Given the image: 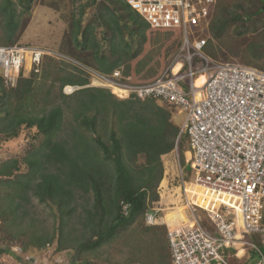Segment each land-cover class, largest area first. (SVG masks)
I'll return each mask as SVG.
<instances>
[{
  "label": "trees",
  "instance_id": "1",
  "mask_svg": "<svg viewBox=\"0 0 264 264\" xmlns=\"http://www.w3.org/2000/svg\"><path fill=\"white\" fill-rule=\"evenodd\" d=\"M32 1L19 0V3L23 9L29 10ZM73 1L76 3L79 0ZM90 1L89 4L96 5L92 17L84 20L86 7L81 5L78 17L73 15L70 25L71 45L74 48L72 52L84 59L81 62L106 76L120 70L124 81L135 84L152 82L161 77L163 72L159 74L157 70L162 67L159 61L164 60V56L154 61L153 66L147 70L148 74L144 75L145 78H137L154 59L153 51L142 55L144 45L151 31L159 32L160 49H164L166 55L170 49L181 47L180 29L152 28L128 0ZM260 2L255 9L248 10L239 4L231 10L224 7L218 15H214L205 53L213 58L218 57L214 40H220L233 26L240 36L247 33L251 26L258 31V19L264 16V0ZM17 11L14 0H1L0 13L5 18L3 32L0 34L2 44L14 45L17 42ZM233 52L241 57L245 54L250 57V60L243 57L246 64L264 68L257 63V59L264 58V43L258 42L256 38ZM47 56L52 57V60L55 58L50 54ZM32 73L30 77H20L18 86L13 89L5 87L0 73V135L4 140H9L18 137L22 128H34L36 132L32 139L36 140L40 136L44 138L38 147L30 148L21 159L5 161L0 166V185L8 188V192L0 196V219H4L5 225L19 227L38 247H43L53 242L55 233L46 237L39 234V229L25 224L27 215L36 208L33 198H37L40 203H52L55 206L62 230L66 217L77 209L78 193H92L93 209L87 210L86 217L92 235L88 241L81 242L77 251L80 253L96 249L110 241L120 229L131 226L140 217L145 218L156 207L165 171L164 157L176 148L181 127L173 122L171 107L158 99H143L132 94L117 100L110 93L116 99L110 103L102 89L97 88L100 94L90 93L94 88L85 87L89 84L88 78L62 76L60 80L64 85L84 87L75 90L80 95L81 105L74 115L79 127L74 128L73 141L56 139L57 131L63 123L64 111L60 106L43 112L34 110L37 86L33 76L37 72ZM85 93L90 94L86 97ZM45 100L50 102L47 97ZM110 107L116 116V123L104 133L106 139L98 130V115L101 111H109ZM89 109H93L95 114H87ZM80 128L87 131L78 132ZM179 148L182 164L186 162L188 136H181ZM141 155L145 157L143 163L139 162ZM22 165L24 171L21 170ZM185 167L188 173L185 180H190L193 170L187 162ZM193 195L196 196L194 203L205 205L201 188L196 187L190 194ZM122 202L130 205L127 216L121 212ZM180 216L185 218L182 211ZM256 242L260 243V240ZM167 248L168 256L164 255L158 264L171 262L168 239ZM25 250H28L27 245ZM0 252L13 253L10 248L0 249ZM251 257L250 264L256 261L258 255L255 253ZM247 260L245 264H249Z\"/></svg>",
  "mask_w": 264,
  "mask_h": 264
},
{
  "label": "built area",
  "instance_id": "2",
  "mask_svg": "<svg viewBox=\"0 0 264 264\" xmlns=\"http://www.w3.org/2000/svg\"><path fill=\"white\" fill-rule=\"evenodd\" d=\"M128 2L152 28L180 29L181 47L169 68L152 82L124 81L120 70L108 76L93 75L121 99L132 94L158 99L184 115L175 149L178 152L181 136H188L185 158L193 170L190 183L226 196L206 208L210 227L203 224L188 199L192 218L168 230L169 264H231L230 256L241 259L246 249L258 255L252 264H264V68L205 53L218 0ZM49 53L37 46L0 43L5 87L16 88L20 68L29 61L38 68ZM200 76H204L201 84L197 82ZM68 86L72 92L77 89ZM185 170L180 165L184 185L188 182ZM129 210L130 205L122 202V214L127 216ZM160 210L155 207L146 214L148 225L157 224ZM249 235H257L260 243L247 240Z\"/></svg>",
  "mask_w": 264,
  "mask_h": 264
},
{
  "label": "rangeland",
  "instance_id": "3",
  "mask_svg": "<svg viewBox=\"0 0 264 264\" xmlns=\"http://www.w3.org/2000/svg\"><path fill=\"white\" fill-rule=\"evenodd\" d=\"M14 1L17 4V13L19 14L16 44L47 49L50 51L49 54L51 56H55L52 60V57L45 55L38 68L37 66H32L30 61L27 62L19 70L20 77H30L33 71L37 72L33 76L37 86L34 110L43 112L50 110L52 107H62L64 119L61 128L57 131L56 139L72 142L74 128L79 127L74 115L76 109H79L81 105L79 101L80 95L75 91L72 92V87L61 82L62 76H66V78L84 76L89 79V84L85 87L94 88L90 93L100 94L99 89H97L100 88L110 103L116 101L115 98L122 100L113 93L112 88L100 81L102 83L101 86L96 77L91 74L92 72L100 73L99 71H96L94 67L83 64L81 61L84 59L77 56L78 53H73L74 48L71 45L70 38V25L73 15L78 17L80 6L84 5L86 7L84 20L86 21L96 11V5L89 4L90 0H79L76 3L73 0H33L29 10H26L23 9L19 0ZM260 3V0H218L214 15H218L224 7L231 10L241 4L249 10L255 9ZM4 19V15L0 13V34L3 32ZM262 22H264V16L258 19L259 25L257 28L260 27L258 31L254 26H251L247 33L240 36L235 32L233 26L220 40L215 39L214 45L217 47L218 56L216 58L222 60H235L236 58L237 60L235 61L239 60V62L246 64L245 59L250 60V57L245 54L243 56L245 59L243 60V57L238 56L233 50L240 49L242 44L252 42L255 38L258 42L264 43V28H261L264 24ZM160 34L159 32L151 31L148 35L142 55H147L153 51L155 53L154 59L137 75L138 79L148 74V68L153 66L154 61H159L161 56L165 58L159 61L162 67L157 72L159 74L164 72L172 64L174 56L180 49L172 48L164 55L165 50L160 49ZM257 63L264 67V58L257 59ZM78 67L81 69H77ZM83 87L78 85L76 88L80 89ZM47 91H49V94H47ZM45 93L46 96L44 95ZM90 93H85L84 95L87 97V94ZM46 97L49 99V103L46 102ZM110 109L107 112L101 111L98 115V130L106 139L107 137L104 133L116 123V116L112 112V107ZM170 110L173 111V122L181 127L184 123V115H178L173 108H170ZM87 114L93 115L95 111L89 109ZM79 131L86 132L87 130L80 128ZM35 132L36 129L34 128H22L18 137L9 140H4V137L0 135V166L5 161L21 159L30 148L38 147L44 138L40 136L38 139L33 140L32 135ZM88 135L90 136L91 133L88 132ZM180 150L181 148L177 152L174 149L168 156L164 157L165 171L159 186L160 200L155 205L156 208L161 209L157 213V224L148 225L145 218L140 217L131 226L120 229L110 241L103 243L96 249L78 253L77 247L81 242L88 241L92 235L91 226L87 224L88 219L86 217L87 210L93 209V194L78 193L76 200L77 209L72 215L66 217L62 230H60L59 224L61 221L55 206L52 203H40L37 198H33L36 208L27 215L25 224H30L33 228L39 229V234H43L46 237L55 233V239L43 247H38L30 239V236L28 234L25 235L24 231L20 230L19 227L5 225L4 219H0V249L10 248L13 252H0V264H119L132 262L158 264L164 259V255L168 256V230L172 228V225L166 220L174 221L175 224H178L179 219L183 220L186 218L188 219L186 223H188L192 218L191 213L187 209L188 207H186L189 199L194 204L192 206L196 214L201 217L203 224L209 226L206 208L214 204V202H220L221 197L226 198L224 195L210 194V192L202 190L205 197V205L194 203L196 196H190V194L196 187L191 183L186 188L181 181L180 165L182 160L180 161ZM144 160L145 157L141 155L139 162L143 163ZM185 163H182V166ZM21 170H25L24 165L21 166ZM187 176L188 173L185 170L184 178H188ZM187 181L190 182L191 179ZM6 192H8V188L0 185V196L3 197ZM180 211L183 212L185 218L180 216ZM246 239L255 243L259 240V237L257 235H249ZM26 245L28 250H25ZM262 247L264 248V246ZM245 248H248V246ZM245 254V257L241 259L234 255L230 256L231 264H245L249 256L255 253L246 249ZM251 260L252 257L247 262L250 264Z\"/></svg>",
  "mask_w": 264,
  "mask_h": 264
},
{
  "label": "crops",
  "instance_id": "4",
  "mask_svg": "<svg viewBox=\"0 0 264 264\" xmlns=\"http://www.w3.org/2000/svg\"><path fill=\"white\" fill-rule=\"evenodd\" d=\"M189 184H191V183H190V182H187V184L185 185L186 188L189 187V186H188ZM165 220H166V218H165ZM177 220H178V219H177ZM184 220H185V221H184ZM187 220H188V219H186V218L183 219V220H182V219H179L178 224H175L174 221H173V222H171L170 220H166V221H167L169 224L171 223L170 225H172V228H177V227H180V226L186 224V221H187ZM169 224H168V225H169ZM172 228H170V229H172Z\"/></svg>",
  "mask_w": 264,
  "mask_h": 264
},
{
  "label": "bare ground",
  "instance_id": "5",
  "mask_svg": "<svg viewBox=\"0 0 264 264\" xmlns=\"http://www.w3.org/2000/svg\"><path fill=\"white\" fill-rule=\"evenodd\" d=\"M204 81V76H200L197 80L199 84H201Z\"/></svg>",
  "mask_w": 264,
  "mask_h": 264
},
{
  "label": "clouds",
  "instance_id": "6",
  "mask_svg": "<svg viewBox=\"0 0 264 264\" xmlns=\"http://www.w3.org/2000/svg\"><path fill=\"white\" fill-rule=\"evenodd\" d=\"M78 86V85H77ZM77 90V89H76ZM182 165V164H181Z\"/></svg>",
  "mask_w": 264,
  "mask_h": 264
}]
</instances>
